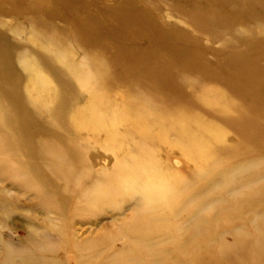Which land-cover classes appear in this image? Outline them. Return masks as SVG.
I'll return each instance as SVG.
<instances>
[{
	"label": "rangeland",
	"instance_id": "1",
	"mask_svg": "<svg viewBox=\"0 0 264 264\" xmlns=\"http://www.w3.org/2000/svg\"><path fill=\"white\" fill-rule=\"evenodd\" d=\"M0 264H264V0H0Z\"/></svg>",
	"mask_w": 264,
	"mask_h": 264
},
{
	"label": "bare ground",
	"instance_id": "2",
	"mask_svg": "<svg viewBox=\"0 0 264 264\" xmlns=\"http://www.w3.org/2000/svg\"><path fill=\"white\" fill-rule=\"evenodd\" d=\"M149 50V49H148ZM133 52V51H132ZM131 52V53H132ZM201 52V51H200ZM146 60V59H145ZM177 65V64H176ZM8 66V65H7ZM188 73V72H187ZM217 74V73H216ZM24 103V102H23ZM149 116H147V118H148ZM116 118V117H115ZM249 123V122H248ZM250 126V125H249ZM194 141H192V142H190L188 145V147L190 148V146H191V144L193 143ZM257 142V141H256ZM197 146V144H196V142H194L193 144H192V146ZM194 148V147H193ZM132 155V154H131ZM125 161V160H124ZM120 176V175H119ZM117 183V182H116ZM137 186H138V183L135 181V180H121L120 181V183H119V185H118V187H117V189H116V191L117 192H119V193H121V194H127V193H129V192H131V191H134L136 188H137ZM159 186H160V184H159ZM157 187L156 189L154 188V186L152 187L151 185H149V187H147L146 189H144L143 190V195L144 196H146V195H148V194H152V195H155V191L156 190H159L160 189V187ZM99 195H107V191H105V190H100V192H99ZM156 195H158V194H156Z\"/></svg>",
	"mask_w": 264,
	"mask_h": 264
}]
</instances>
